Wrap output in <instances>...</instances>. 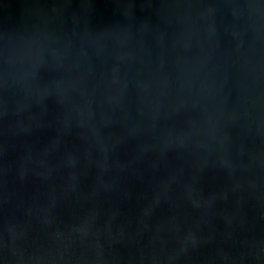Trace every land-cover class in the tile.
I'll use <instances>...</instances> for the list:
<instances>
[{"label": "water", "instance_id": "obj_1", "mask_svg": "<svg viewBox=\"0 0 264 264\" xmlns=\"http://www.w3.org/2000/svg\"><path fill=\"white\" fill-rule=\"evenodd\" d=\"M0 264H264V0H0Z\"/></svg>", "mask_w": 264, "mask_h": 264}]
</instances>
